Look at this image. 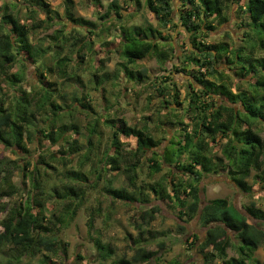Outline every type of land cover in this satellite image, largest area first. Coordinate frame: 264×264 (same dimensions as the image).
Masks as SVG:
<instances>
[{
  "label": "trees",
  "instance_id": "16d2710c",
  "mask_svg": "<svg viewBox=\"0 0 264 264\" xmlns=\"http://www.w3.org/2000/svg\"><path fill=\"white\" fill-rule=\"evenodd\" d=\"M64 1L63 18L73 29L70 34L56 31L47 46L32 43L33 34L52 27L59 16L45 0H8L0 7V145L16 156L0 155V264H57L54 259L61 255L64 259L68 245L61 243L59 234L85 207L90 191L100 185L113 204L144 205L152 193L156 201L173 205L182 223L199 222L205 236L192 234L190 245L200 251L203 264H264L256 256L264 248V209L252 204L243 212L226 198L204 203L201 197L204 180L222 175L245 194H254L255 185L264 193L260 131L264 128V58L257 57L264 51V0H247L238 6L247 39L235 48L226 42H208L212 32L230 21L228 0H179L183 7L179 26L193 47L177 72L190 67L189 76L199 87L190 84L184 119L175 113L170 121L167 118L165 126L177 125L181 130L169 140L158 139L148 122L131 126L124 119L117 122L107 110L99 113L84 89L88 84L97 91L99 87L104 102L110 104L111 88L123 82L146 83L159 98H166L163 104L181 107L171 78L150 80L147 69H138L148 58L165 65L173 57L171 39L163 30L175 26L174 0H146L156 27L126 25L118 0L99 18L102 23L75 17L73 1ZM128 1L141 7L142 0L124 2ZM93 2L103 8L101 0ZM20 6L27 10L25 19ZM114 15L119 23L116 35L110 28ZM106 33L110 40L106 46L114 47L111 53L122 58L113 71L107 69L105 59L94 66L96 59L89 58L96 40H104ZM78 58L92 69L85 82ZM29 65L38 72L34 83L27 85ZM162 125L156 127L159 132ZM103 126L111 131L108 149L102 147ZM163 141L168 142L164 147ZM75 160L77 166L70 167ZM146 166L152 178L163 175L156 181L142 180L140 173ZM116 176L123 177L125 185L114 187ZM251 177L254 185L249 183ZM158 212L154 207L145 215L153 220ZM94 224L95 213H91L89 232ZM179 229L187 232L184 225ZM145 242L135 239L131 259L122 257L114 264H182L162 263L158 252L148 249L151 241ZM93 243L100 261L115 255L100 238ZM158 245L165 248L162 241ZM231 249L236 256H229Z\"/></svg>",
  "mask_w": 264,
  "mask_h": 264
},
{
  "label": "rangeland",
  "instance_id": "374dc122",
  "mask_svg": "<svg viewBox=\"0 0 264 264\" xmlns=\"http://www.w3.org/2000/svg\"><path fill=\"white\" fill-rule=\"evenodd\" d=\"M8 0H0V7L4 5ZM72 13L75 17H82L87 20L99 21V18L108 10L109 5L115 0H101L103 8L95 7L93 0H72ZM120 2L121 14L125 17L126 25H154L156 27L157 22L153 14L149 11L146 6V0H142L141 7H135L130 1L125 3V0H118ZM48 5L53 9L59 16H57L55 23L52 27L47 29H42L37 31L32 36V43L36 45L47 46L50 44L49 36L53 35L58 30H63V33L70 34L73 27L70 21L64 20L65 17V1L64 0H45ZM247 0H228L226 3L229 5L227 11L230 21L212 32V36L209 38L208 42H226L232 48L240 46L243 41L246 40L245 30L246 28L240 25V18L244 15L239 11L238 6L246 3ZM182 5L179 0H174V23L175 26L163 30L164 36L171 39L169 44L173 45L174 51L173 57L165 65H161L156 58H148L141 64H139L138 69H147L148 76L150 80L156 77L165 81L168 77L172 79L174 86L172 89H176L179 95V105H165L163 104V99L159 98L156 91L144 84H135L130 82H123L116 88L110 89V94L108 95L110 104H107L103 100V91L97 87L90 84L87 85V91L93 100L95 109L101 113L107 110L111 116L118 119L127 121L131 126L141 127L145 122L150 124V127L154 128L153 134L158 138L165 137L169 140L170 137L179 135V126L177 125H167V118L169 121L173 118V113L179 116L182 120L186 116L184 113L185 107L189 104L188 93L191 92L190 84L198 88L199 85L196 84L192 77H190L191 68H187L186 72H177V69L183 67L184 56L186 52L191 49L192 41L189 35L184 31L182 26H179L180 14L182 10ZM21 17L26 18L27 10L20 6ZM63 18V20H61ZM115 15L113 16V21L110 28L113 35L117 34L119 30V23ZM29 22V21H28ZM31 23V21H30ZM109 23V24H110ZM107 33L103 35L104 40H96L92 53L89 54V58L96 59L95 65H99L100 59H105V64L108 70L113 71L122 62V58L119 53H111L112 46H106L105 43H110ZM112 49H115L114 47ZM116 50V49H115ZM257 57L264 58V51H259ZM77 65L81 67V77H83L84 82L90 78V73L92 69L89 64H82L81 59H76ZM77 67V66H76ZM227 66H223L225 68ZM19 69L16 68L14 71ZM26 72L29 75V79L26 82L27 85L33 84L34 80L37 79V67L29 65ZM55 81V79H53ZM171 81V82H172ZM146 84V85H145ZM127 88V89H126ZM169 100V99H168ZM172 103V102H171ZM110 107V110L106 109ZM169 109H167V108ZM174 110V111H173ZM145 117H151V120L145 121ZM79 123L85 126V120L79 117ZM189 123L188 120H185ZM116 122V123H117ZM159 123H163L162 132L160 129L156 128ZM168 133L165 134L163 131ZM103 143L102 147L108 149L111 143V131L109 127L103 126ZM261 134L264 138V128L261 130ZM168 142H164L162 146H166ZM57 148V147H56ZM34 150V149H33ZM0 155L11 159H16L10 151L6 150L2 145H0ZM33 155L38 157V153L33 151ZM70 165L73 167L77 166V160L71 162ZM69 167V168H70ZM166 172V171H165ZM163 172V173H165ZM163 174L155 175L153 178L149 174L148 167H143L140 173V178L142 180H158ZM252 175H255L254 172ZM19 182L20 178L15 179ZM124 178L121 176H116L114 180V187H122L124 184ZM249 183L254 185V180L251 177ZM202 192L201 197L203 202H207L216 198H226L231 204H234L238 209L245 212L244 208L252 204H256L258 208L264 209V193L259 190V186L255 185L256 192L252 195L245 194L241 192L236 185L229 180L225 175L222 176H211L204 180L201 184ZM149 202L134 205H125L121 202H116L113 204L108 196L104 193V187L102 185L90 191L89 198L82 208L76 219L69 225L68 228L63 229L59 234V239L61 243L67 249V254L63 259H54L57 264H114V261L122 257L131 259L134 255L135 249V239L141 238L142 240L148 242V249L158 252V257L161 258L162 263L170 262L172 260H178L182 264H203L202 254L199 250L193 249L191 247V235L198 234L201 238L205 236V229L199 225L196 220L190 222L189 224L182 223L177 216V211L173 209V205L164 202L156 201L155 196L149 194ZM158 207L159 212L155 214V218L152 220L145 215L147 211H151L152 208ZM95 213V228L89 232L88 221L90 214ZM179 225H184L187 228V232L181 231ZM100 238L104 243L110 244L115 250V255L110 261H100L97 257V250L94 246L93 239ZM164 238V239H163ZM161 241L165 244L164 249H160L158 243ZM146 242L144 245H147ZM229 256H236L235 252L231 249L229 250ZM257 258L264 263V248L261 247L256 253ZM143 264H154L143 263Z\"/></svg>",
  "mask_w": 264,
  "mask_h": 264
},
{
  "label": "bare ground",
  "instance_id": "6f19581e",
  "mask_svg": "<svg viewBox=\"0 0 264 264\" xmlns=\"http://www.w3.org/2000/svg\"><path fill=\"white\" fill-rule=\"evenodd\" d=\"M164 239V238H163Z\"/></svg>",
  "mask_w": 264,
  "mask_h": 264
}]
</instances>
